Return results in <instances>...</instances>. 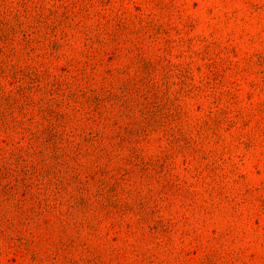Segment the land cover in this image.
<instances>
[{
    "label": "rangeland",
    "instance_id": "rangeland-1",
    "mask_svg": "<svg viewBox=\"0 0 264 264\" xmlns=\"http://www.w3.org/2000/svg\"><path fill=\"white\" fill-rule=\"evenodd\" d=\"M0 264H264V0H0Z\"/></svg>",
    "mask_w": 264,
    "mask_h": 264
}]
</instances>
